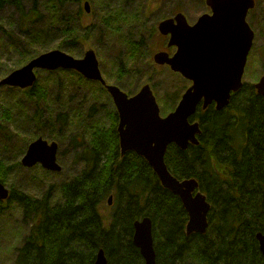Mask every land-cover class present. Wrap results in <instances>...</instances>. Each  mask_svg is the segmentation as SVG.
<instances>
[{
  "label": "trees",
  "instance_id": "16d2710c",
  "mask_svg": "<svg viewBox=\"0 0 264 264\" xmlns=\"http://www.w3.org/2000/svg\"><path fill=\"white\" fill-rule=\"evenodd\" d=\"M82 1L0 0V62L6 59L0 76L51 49L79 53L82 37L98 49L102 66L104 51L117 49L106 60L117 65L119 74L139 78L138 69L151 54L149 40L157 32V23L148 26L153 9L147 0H89L96 18L86 26L79 19L85 14ZM75 4L73 11L69 5ZM8 7L14 11L3 19ZM259 53L264 57V46ZM60 72L62 79L55 76L42 84L38 71L35 85L20 90L37 106L31 116L18 102L0 103V140H11L5 128H19L16 120L26 114L35 127L44 129L45 138L60 145L69 141L76 149L77 166L81 163L60 187L59 198L50 191L35 197L11 188L8 202L0 200V207L17 200L31 221L15 264H96L101 248L107 264H146L133 243L134 223L145 216L152 219L155 264H264L257 239L258 232L264 233V96L253 83L244 82L223 109L213 104L198 108L192 116L202 128L198 144L187 149L168 146L165 159L171 172L180 179L195 177L211 203L207 231L188 234L181 199L162 185L144 157L134 151L121 156L118 113L112 100L102 99L105 87L77 71ZM73 77L90 82L98 95L84 94L78 101ZM135 82L129 86L117 79L130 94L138 90ZM185 83L169 95L171 104L177 105ZM12 90L16 87H0V94ZM99 104L105 110L110 106L107 122L99 118ZM107 141L111 146L106 147ZM4 148L0 146L3 183L12 168L2 171L7 164Z\"/></svg>",
  "mask_w": 264,
  "mask_h": 264
},
{
  "label": "water",
  "instance_id": "95a60500",
  "mask_svg": "<svg viewBox=\"0 0 264 264\" xmlns=\"http://www.w3.org/2000/svg\"><path fill=\"white\" fill-rule=\"evenodd\" d=\"M206 3L211 11L202 14L194 24L189 23L182 12L159 22L160 33L170 35L168 46L176 45L177 49L173 54L166 50L157 51L154 62L168 65L191 81L175 109L166 115L161 114L150 83L142 85L134 95L117 84L108 83L92 48L83 57H75L62 49L42 52L0 80V86L25 89L34 85L39 69L63 68L76 70L88 79L101 82L110 93L118 113L121 155L134 151L144 157L162 185L181 199L188 213V234L207 231L211 203L195 177L180 179L171 172L165 159L168 146L174 143L187 149L190 144L200 142L201 124L192 116L199 106L206 109L214 104L216 109H223L229 105L232 95L244 85L243 75L255 37L247 15L255 7L256 0H206ZM84 7L91 11L89 0L85 1ZM253 85L257 93L264 96V74ZM58 148L57 141L39 136L29 143L21 163L28 167L40 163L46 169L61 171ZM9 196L10 189L0 182V200ZM112 202L111 195L108 203ZM257 239L264 255V233L258 232ZM133 243L140 249L146 264L156 263L153 224L149 216L135 221ZM95 263H108L104 249L98 251Z\"/></svg>",
  "mask_w": 264,
  "mask_h": 264
},
{
  "label": "rangeland",
  "instance_id": "374dc122",
  "mask_svg": "<svg viewBox=\"0 0 264 264\" xmlns=\"http://www.w3.org/2000/svg\"><path fill=\"white\" fill-rule=\"evenodd\" d=\"M85 1L86 0L82 1L83 8ZM146 4L149 8L153 9V14L148 18V26L150 27L151 25L157 23V32H155L153 37H151L149 40V52L151 53L149 55V61L148 59H146L147 62L142 64L141 69L140 68L138 69L139 78L137 77L138 78L137 81H136L137 78L131 79L130 77L119 74L117 65L113 61L106 60L107 56L108 58L111 56H115V54L117 53V49L116 50L112 49L113 52H111L110 49H107L106 52L104 51V58L102 61L103 66L101 65V58L98 56V52H97L98 49L95 48V46L85 38L82 37L79 38L80 45L78 46V48L81 49V52L76 53V52L68 51L66 49H62V50L74 55L75 57H83L84 53L88 49L90 48L94 49L99 59L102 74L106 78V80L110 83L117 84V79L120 78L122 82L127 83L129 86H132L133 85L132 82L134 83L136 81L134 87H138L137 91H139V89L142 87L143 84L150 83L151 85H153V82L156 81V86H155L156 90H154V93L159 101V105L161 107V114L166 115L168 112L172 111L175 107V105L171 104L169 95H171L173 90L178 91L179 90L178 87H180L181 89L184 83L186 82L185 88L183 89L184 91L189 85H191V82L188 79H186L181 73L173 71L168 65H159L154 62L153 55L157 51L166 50L170 54H173L177 49L176 45L168 46L170 35L169 34L165 35L160 33L158 29L159 22L167 17L174 16L177 12H182L186 16L189 23L194 24L198 21L199 17L202 14L210 12L211 9L207 5L206 0H147ZM69 8L72 9L73 11L77 10L76 4L69 5ZM13 11L14 9L12 7H8V9L4 12V15H2V18L6 19V17L9 16V14L13 13ZM95 18H96L95 15H92L91 11L88 12L85 9V14L79 19L82 20L83 26H86L90 22L95 21ZM247 21L254 30L255 37H254L252 49L248 56L247 65L245 67L243 82L255 83L259 79V77L262 74H264V57L263 55H261V53H259V49H261L264 46V0H256L255 7L250 9V11L248 12ZM148 35H150V33H148ZM2 61L3 62H0V64L6 63V59H2ZM8 64L9 66L15 65V63L13 62H8ZM21 66L15 67L14 69L19 68ZM14 69L11 68V71ZM62 69L61 68L55 70L39 69L38 71L40 73L39 74L40 79L38 81H40L43 84V82H45L46 80L49 83L50 79L55 76L61 77L60 75H62L63 77L62 72H60ZM68 70H72V69H68ZM150 74H153V79L148 78V75ZM5 76L6 75L0 76V80ZM84 78L90 81H94L97 84L99 83L98 81L91 80L86 77ZM73 79L75 80V86H76L75 95L78 101L82 100V96L84 94L87 96L91 94L98 95L99 93L98 91L95 94L94 91L90 89L91 86L90 82H88V84H84L82 82L81 83L77 82L78 80L74 77ZM55 85L56 84H53L52 86ZM0 87L6 88L8 87V85H4ZM20 90L22 89L16 87V90H12L11 93L4 92L0 94V103L18 102V104H20L21 106L28 107L26 112L31 116L33 112H35L37 106L36 104L32 103L30 99L27 100L23 95H21L22 92H20ZM54 90L57 91V88L54 87ZM90 90L92 91V93ZM102 99L106 102L112 100V97L110 93L107 91L106 94H103ZM165 103H167L168 106L165 105ZM41 105L43 106V104ZM58 108L60 107H56V106L52 107L53 110H58ZM109 111H110V106L105 110L104 107H102V105L99 104V109H98L99 118L101 116L105 122H107L108 120ZM21 115L22 116L16 120L17 121L16 124L19 126V128H15L13 125L12 126L8 125L9 128H5V133H8L9 137L13 136L12 139L8 141L0 140L1 142L0 146H2V148L5 147L3 152L7 159L6 167L2 169V171L3 172L6 171L9 165H11L12 167L8 172V175L6 177L7 180L5 181L4 184L9 189L13 188L16 191L23 194L40 197L43 194H45L47 191H50L52 194H55L56 198H59L61 191L60 187L64 185L63 183L67 182V179L75 173L78 167L81 166V163H78L79 166H77V163L74 160L76 149L72 147L71 143L69 144V141L67 140L63 141L62 145L59 144L57 159L62 167L61 171H52L46 169L40 163L31 167L22 165L21 159L26 153L29 143L35 140L36 138H38L39 136H42L43 138L45 137L42 135V131L44 129L35 127L31 123L30 118H27L25 116L26 114L24 116L23 114ZM117 127H118V123H117ZM57 131L58 129H56V132ZM74 131L75 132L78 131V128H75ZM32 133L35 135H32ZM45 139L49 141L53 140L51 138H45ZM109 146L111 145L109 141H107L106 147ZM17 154H19V157H17ZM16 159L20 161L19 164H14L16 163L15 161ZM3 205L4 206L0 207V264H15L19 247L24 243L26 235L28 234L29 229L31 227V221L25 217L24 210L17 200H12L10 203H4Z\"/></svg>",
  "mask_w": 264,
  "mask_h": 264
},
{
  "label": "flooded vegetation",
  "instance_id": "af4514ba",
  "mask_svg": "<svg viewBox=\"0 0 264 264\" xmlns=\"http://www.w3.org/2000/svg\"><path fill=\"white\" fill-rule=\"evenodd\" d=\"M99 82V81H98ZM101 85H102V83L101 82H99ZM103 86V85H102ZM104 87V86H103ZM106 89V88H105Z\"/></svg>",
  "mask_w": 264,
  "mask_h": 264
}]
</instances>
